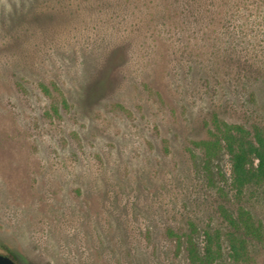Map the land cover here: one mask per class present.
Listing matches in <instances>:
<instances>
[{
    "label": "rangeland",
    "instance_id": "obj_1",
    "mask_svg": "<svg viewBox=\"0 0 264 264\" xmlns=\"http://www.w3.org/2000/svg\"><path fill=\"white\" fill-rule=\"evenodd\" d=\"M214 117L264 125V0H0V253L19 264H264V184L237 197ZM262 226L241 261L229 225Z\"/></svg>",
    "mask_w": 264,
    "mask_h": 264
},
{
    "label": "trees",
    "instance_id": "obj_2",
    "mask_svg": "<svg viewBox=\"0 0 264 264\" xmlns=\"http://www.w3.org/2000/svg\"><path fill=\"white\" fill-rule=\"evenodd\" d=\"M211 124L208 137L196 143L202 153L204 167L209 169L212 160L225 153L230 164V187L237 197L247 187L264 184V125L247 129L217 117ZM221 216L231 228L227 234L229 257L236 262L241 261L247 255L248 240L261 237V223L242 207L236 216L222 208ZM186 251L190 264L212 263L221 254L220 233H204L202 250L190 234L186 239Z\"/></svg>",
    "mask_w": 264,
    "mask_h": 264
},
{
    "label": "water",
    "instance_id": "obj_3",
    "mask_svg": "<svg viewBox=\"0 0 264 264\" xmlns=\"http://www.w3.org/2000/svg\"><path fill=\"white\" fill-rule=\"evenodd\" d=\"M0 264H17L12 256L0 253Z\"/></svg>",
    "mask_w": 264,
    "mask_h": 264
},
{
    "label": "flooded vegetation",
    "instance_id": "obj_4",
    "mask_svg": "<svg viewBox=\"0 0 264 264\" xmlns=\"http://www.w3.org/2000/svg\"><path fill=\"white\" fill-rule=\"evenodd\" d=\"M11 256V255H10ZM13 257V256H12ZM13 259L15 260V262L17 263V264H19L18 262H17V260H16V258L15 257H13Z\"/></svg>",
    "mask_w": 264,
    "mask_h": 264
}]
</instances>
